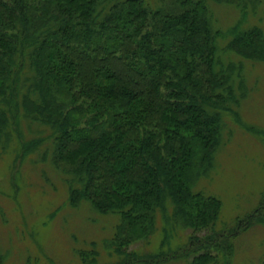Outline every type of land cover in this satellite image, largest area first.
I'll use <instances>...</instances> for the list:
<instances>
[{
    "label": "trees",
    "instance_id": "trees-1",
    "mask_svg": "<svg viewBox=\"0 0 264 264\" xmlns=\"http://www.w3.org/2000/svg\"><path fill=\"white\" fill-rule=\"evenodd\" d=\"M249 2L256 6L0 0V153L18 119L49 133L37 146L39 161L55 173L69 207L86 203L114 219L104 245L117 254L152 236L159 215L170 213L166 221L185 229L212 230L220 201L196 187L224 143V115H236L247 95L243 66L231 56L264 63L263 32L244 26ZM212 3L241 16L223 48ZM203 244H193L202 251L187 264H219ZM84 252L76 253L83 262ZM5 255L0 251V264ZM155 258L126 253V264L175 260Z\"/></svg>",
    "mask_w": 264,
    "mask_h": 264
},
{
    "label": "rangeland",
    "instance_id": "rangeland-1",
    "mask_svg": "<svg viewBox=\"0 0 264 264\" xmlns=\"http://www.w3.org/2000/svg\"><path fill=\"white\" fill-rule=\"evenodd\" d=\"M172 1L146 0L151 8H165ZM262 1L255 0L256 6L246 4L244 26H257L264 34V5L258 6ZM211 9L216 27L224 34L241 17L231 5L212 3ZM228 38L225 34L221 48ZM229 59L224 57V63ZM231 61L243 66L247 95L236 115H224V143L211 170L196 187L220 201L212 230L193 231L166 221L168 209V217L159 215L152 236L132 244L123 254L115 253L108 247L110 243L104 245L112 237L114 219L97 215L86 203L77 209L67 205L64 187L51 168L39 161L43 158L39 142L43 140L45 145L49 133L18 119L11 125L12 137L0 153L3 264H126V253L151 263L161 253L175 259L166 264H187L193 255L201 253V248L193 252L201 243L219 264H259L264 258V63L234 55ZM29 142H36V147L33 144L34 148L27 151L23 145ZM78 250H85L86 263L77 256Z\"/></svg>",
    "mask_w": 264,
    "mask_h": 264
}]
</instances>
